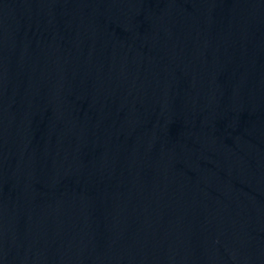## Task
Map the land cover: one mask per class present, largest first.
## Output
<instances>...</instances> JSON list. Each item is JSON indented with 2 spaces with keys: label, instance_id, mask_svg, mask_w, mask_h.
<instances>
[{
  "label": "water",
  "instance_id": "1",
  "mask_svg": "<svg viewBox=\"0 0 264 264\" xmlns=\"http://www.w3.org/2000/svg\"><path fill=\"white\" fill-rule=\"evenodd\" d=\"M0 264H264V0H0Z\"/></svg>",
  "mask_w": 264,
  "mask_h": 264
}]
</instances>
